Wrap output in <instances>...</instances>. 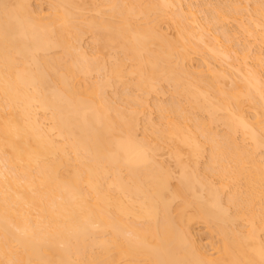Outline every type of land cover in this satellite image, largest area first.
Here are the masks:
<instances>
[{
	"label": "bare ground",
	"instance_id": "1",
	"mask_svg": "<svg viewBox=\"0 0 264 264\" xmlns=\"http://www.w3.org/2000/svg\"><path fill=\"white\" fill-rule=\"evenodd\" d=\"M187 2L0 0V264H264V0Z\"/></svg>",
	"mask_w": 264,
	"mask_h": 264
},
{
	"label": "rangeland",
	"instance_id": "2",
	"mask_svg": "<svg viewBox=\"0 0 264 264\" xmlns=\"http://www.w3.org/2000/svg\"><path fill=\"white\" fill-rule=\"evenodd\" d=\"M31 1H32V3H31V4H32V7H34V9H37V8H38V9H42V10L44 11V12H42V14H44V13H48V12L50 11V10L48 9V8L50 7V5H52V3H51V4L49 3L50 0H31ZM190 1H191V0H190ZM196 1H197V0L192 1V2H194V3H191V2L188 1L189 3H191V5H189V6L192 7V5H194L195 3H196V4H195L194 6H197L199 3L202 4L201 1H203V0H200V2H199V0H198L197 2H196ZM216 1H218V0H213V1L210 0V4H212L211 6H214V4L217 5L218 3L220 4L219 1H221V3H222V0H219L218 3H214V2H216ZM223 1H224V0H223ZM261 1H262V0H261ZM185 2H187V1L185 0ZM188 2H187V4H188ZM211 2H212V3H211ZM225 2L228 3V1H225ZM187 4H186V5H187ZM201 4L199 5V6H200L199 9H197L198 6L195 7V8L197 9V12L200 10L201 7H203V6H201ZM222 4H223V3H222ZM184 5H185V4H184ZM186 5H185V6H186ZM211 6L209 5L208 7H210V9H212ZM250 6H251V5H249V8H250ZM206 7H207V6H206ZM206 7H204V8H205L206 10H208V7H207V8H206ZM192 8H193V7H192ZM184 9L186 10V9H187V6L184 7ZM196 9H195V10H196ZM202 9H203V8H202ZM205 9H203L202 11L200 10L201 12L198 13V17L200 16L199 18L203 17V16L205 15V13L208 12V11H206ZM250 9H252V8H250ZM250 9H248V10H250ZM42 10H38V11L41 12ZM195 10H193V11H195ZM186 11H187V10H186ZM204 11H206V12H204ZM250 11H252V10H250ZM249 13H250V12H249ZM252 13H253V11L251 12V14H252ZM90 14L93 15L92 12L89 13V15H90ZM245 15H248V14H246V12H245ZM204 17L206 18V17H207V14H206ZM244 17L247 18L246 16H244ZM200 20L202 21L203 19H200ZM166 21H167V20H166ZM166 21H165V22L163 21V24L161 23V25H162V26H160V27H161V30H163L162 32H164V31L166 30V31L164 32V34L167 32L168 35H169L170 37H171V36L174 37L173 34H175V32H174L175 30L172 31V30H171L172 27L169 28L170 26L168 25V24H170V23L167 22L168 24H166ZM201 21H200V22H201ZM204 21H205V19H204ZM229 22H230V24H229L228 22L226 23V25H227V24L229 25V26L227 25L226 27H227V29H228V27H229V28L231 29V31H233L234 33L231 32V31H229V30H228V31L231 32L230 34H232V35H236L235 32L239 31V28H237V27H238V26H237L238 23H236V22H234V21H233V22L229 21ZM201 23H202V22H201ZM164 24H165V25H164ZM235 24H237V25H235ZM235 27H236V28H235ZM162 28H163V29H162ZM168 28H169V29H168ZM172 29H173V28H172ZM173 32H174V33H173ZM169 33H170V34H169ZM238 33H239V34H238ZM238 33H237V34H238L237 36L242 37V38H240V37H237V36H236V37H237V41H238V38H239V42H238V43L241 44V43L243 42V45H245L244 43H247V42H244V41H246L245 36H244V35H241V30H240ZM242 34H243V33H242ZM90 35H91V34H90ZM90 35L88 34L87 36H85V37H84L85 39H83L82 43H83V47H84V46H85L86 48L90 47V48H88V49H90V50H88V49H87V50H88L89 53H90V52L92 53L93 49L91 50V46H90V45H93V44H94V43H93L94 40H91L92 36L90 37ZM168 35H167V36H168ZM169 36H168V37H169ZM170 37H169V39H170ZM171 38H172V37H171ZM240 39H241V40H240ZM243 39H244V41H242ZM250 40L252 41V38H251ZM90 41H91V42H90ZM92 41H93V42H92ZM241 41H242V42H241ZM90 43H91V44H90ZM92 43H93V44H92ZM84 44H85V45H84ZM258 44H259V43H258ZM258 44H257V45H258ZM243 45H238V44H237L236 47H238L239 49H241V48L243 47ZM254 45H255V44H254ZM257 45H256V47H257ZM239 46H240V47L242 46V47L240 48ZM93 47H94V45L92 46V48H93ZM253 47H254V46H253ZM256 47H255L254 49L252 48L254 54H255L254 50L256 51ZM258 47H259V48H260V47H263V49L260 48V50H259ZM258 47H257V48H258V49H257V52H258V50H259V51L262 50V53H263V52H264V51H263V50H264V46H258ZM86 48H85V49H86ZM58 51L60 52V50H57L56 53H58ZM257 52H256V53H257ZM263 54H264V53H263ZM192 56H193V55H192ZM200 56L202 57L201 54H200V55H196V54H195V56L192 57L193 59H191V62H193V63L191 64V66L194 65L195 68H198V66L200 65V63H203V62H204V63H207V62H206V61H207L206 59H207V58L210 59V57H208V56L206 55V59H205V60L203 59V60H204V61H203V60H201V58H197V57H200ZM110 59H111V58H110ZM192 60H193V61H192ZM211 60H212V57H211ZM214 60H215V59H214ZM214 60H212V64L215 63V66H214V67H216V69H217V68L219 69V66H218V65H219L221 62L217 64V63L215 62L216 60H215V61H214ZM191 62L188 61L187 64L190 66V63H191ZM204 63L201 64V65H204ZM208 63H211L210 60H209ZM127 64H128V63H127ZM129 64H130V63H129ZM222 64H223V63H221L220 65H222ZM224 64H225V63H224ZM130 65H131V64H130ZM197 65H198V66H197ZM201 65H200V66H201ZM205 65H206V64H205ZM205 65H204V66H205ZM216 65H217L218 67H217ZM200 66H199V67H200ZM224 66H225V65H224ZM194 67H193V68H194ZM220 67H221V66H220ZM225 67H226V66H225ZM190 68H192V67H190ZM190 68H189V69H190ZM203 68H204V67H203ZM203 68H202V69H203ZM205 68H206V67H205ZM259 68H260V67H259ZM259 68H258V69H259ZM263 69H264V68H260V70H262V71H261V72H262V77L264 78V75H263L264 70H263ZM197 70H198V69H197ZM192 71H194V69H193ZM195 71H196V70H195ZM261 72H260V73H261ZM93 80H95V79L93 78ZM166 86L168 87V85H165V89H166ZM169 89H170V91H169ZM167 90H168V91H167ZM166 91H167V94H168V95L171 94V93H170V92H171V87L168 88V89H166ZM168 92H169V93H168ZM167 94H164V95H167ZM161 95H163V94H160V95H158V96H157V94H155V96H154V94H153V95H149L150 97L148 96V99H149L148 102H151V101H152V102H155V101H156L157 104H158V103L160 104L161 101L164 103V101L167 100V101H165V103H167V102H168V99H169V98L171 99V96H170V95H169V96L167 95V96H165V97H164V95H163V96H161ZM159 96H160V97H159ZM154 97H155V98H154ZM162 97H164L163 100H162ZM168 97H169V98H168ZM156 98H157V99L160 98V99L158 100L159 102L157 101ZM167 98H168V99H167ZM170 99H169V101H170ZM152 102H151V103H152ZM162 102H161V103H162ZM151 103H150V104H151ZM156 103H155V104L152 103L153 105L151 104V106H150V104L148 103V106H150V107H148L149 110H148V111L146 110L145 112H149V113H147V114H146V113H143L144 117L141 115V124H142V125L140 124L139 131H138L139 134H141V133L143 132V129H144V126H145L144 123H146V119H147V116H149V114H150V120H151V121H152L153 118H154V120L156 119L155 122H153V123H157V122L159 121V120H158V118H159V117H158V115H159L158 113H159V112L156 110V108H155V109H152V108L156 107V106H154V105H156ZM152 106H153V107H152ZM148 108H147V109H148ZM150 109H151L152 111H154V112H155V110H156V112H157L158 115L155 114L154 112H152L153 115H151V113H150V112H151ZM247 110L249 111V108L246 109V111H247ZM251 110H252V109H251ZM251 112H254V111H249L248 113H250V114L252 115ZM253 114H254V113H253ZM146 115H147V116H146ZM247 116H249V114H248ZM152 117H153V118H152ZM155 117H156V118H155ZM252 117H253V115H252ZM252 117H251V118H252ZM142 118H143V119H142ZM144 118H145V119H144ZM151 118H152V119H151ZM249 118H250V116H249ZM251 118H250V119H251ZM148 119H149V117H148ZM157 120H158V121H157ZM143 121H144V123H142ZM156 121H157V122H156ZM141 126H143V127L141 128ZM218 127H221V125H220V126L218 125ZM218 127H215V130L218 129ZM221 128H222V130H224L223 127H221ZM220 130H221V129H220ZM220 130H217V132H218V131H219V132H222V130H221V131H220ZM140 131H142V132H140ZM206 155H207V154H205V156H206ZM162 156L164 157V153L162 154ZM162 156H160V158H162V160L159 158L160 161H164V163L162 162L163 165L167 163V164H166L167 166H165V167H168V166H169V168H170V165H171V168H170V169L172 170V167H173L174 164H175L174 159H173V161H172V157H171L170 155L168 156V153L166 154V152H165V156H167V157H164V158H163ZM205 156H204L203 158L208 157V156H206V157H205ZM166 158H167V159H166ZM170 159H171V161H170ZM166 160H167V161H166ZM201 160H202V161H200V163H199V164H200V165H199V166H200L199 168H201V170H202V168L205 167V165H206L205 163H207L206 160H208V158L205 159V160H204V159H201ZM165 161H166V162H165ZM201 162H202V163H201ZM204 162H205V163H204ZM169 163H170V165H169ZM203 163H204L205 165H204ZM172 164H173V165H172ZM202 164H203L204 167L201 166ZM175 166H176V165H175ZM175 166L173 167V169H174V170H173L174 173H175V171L177 170V168H176ZM198 222H200V223H198ZM195 223H196V224H195ZM195 223H193V224H195V225L193 226V229H194V230H193V229H192V230L195 231V232H193V233H194V236H195V234H196V236H195L194 238L196 239V242L198 243L197 245H198V246L200 245L199 247H200L201 249L204 247L205 250L202 249L203 251L207 252V253L210 254V255H211V254H212V255L215 254L214 257H216V254H217L218 250H216L215 248H218V245H219V243H220V241H221V239H220L219 241H218V239L221 238V236L218 237L219 234L217 233V234H218V235H217V234H216V231H214L213 229H211L209 225L203 223L202 221H197V222H195ZM212 230L214 231V235H213V233H211ZM214 237H215V238H214ZM213 238H214V239H213ZM200 241H201V242H200ZM199 242H200V243H199ZM217 242H218V243H217ZM213 243H215V244L212 245ZM202 246H203V247H202ZM213 246H215V248H214ZM219 247H220V246H219ZM206 250H207V251H206ZM215 252H216V253H215ZM212 255H211V256H212Z\"/></svg>",
	"mask_w": 264,
	"mask_h": 264
}]
</instances>
